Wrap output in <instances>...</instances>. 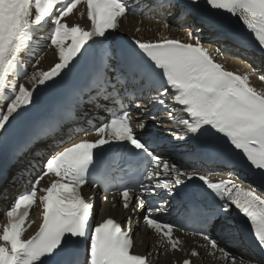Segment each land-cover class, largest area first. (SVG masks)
<instances>
[{"label": "snow or ice", "instance_id": "6c2138e0", "mask_svg": "<svg viewBox=\"0 0 264 264\" xmlns=\"http://www.w3.org/2000/svg\"><path fill=\"white\" fill-rule=\"evenodd\" d=\"M81 2L0 0V99L5 100L0 107V147L8 143L17 122L36 107L34 92L12 80L21 67L18 54L27 47L36 26L54 25L50 46L58 50L59 62L46 72L25 73L29 83L44 85L60 77L55 82L59 85L83 66V82L71 106L90 105L110 112L109 105H121L119 112H112L93 129L94 142L80 140L53 151L30 190L6 210L0 264H148L145 256L131 252V217L127 228L111 218L98 224L91 220L94 198L83 196L82 188L106 185L116 178L121 181L117 191L123 207L144 212V223L160 237L161 246L184 251L183 241L173 235L177 226L154 215L169 212V199L184 200V218L193 225V235L202 239L199 246L212 254L219 252L226 264H264V92L251 87L247 75L214 62L202 44L207 35H227L236 18L264 48V0H157L165 15L192 21L181 29L187 32L188 42L167 37L155 42L136 39L132 48L110 44L119 18L128 11L124 0H83L92 30L62 22ZM64 69L68 71L61 76ZM128 97L132 99L125 106ZM145 101L164 109L168 121L161 122L156 114L146 119L155 121V127L170 123L177 129L169 133L171 139L164 141L150 131L134 134L132 108L143 110ZM172 105L179 106L181 118L174 115ZM64 110L55 118L57 123L64 118ZM51 125L47 121L41 128ZM135 127L145 129V120L137 121ZM174 141L194 145L196 154L210 159L214 169L169 162L164 153L178 147ZM94 149L100 151L94 154ZM124 151L138 165V175L129 170L131 165L118 172L110 165L113 155ZM241 164L248 167L246 176L236 171ZM35 166L33 162L31 167ZM216 169L227 178L213 180ZM48 176L53 179L42 186ZM156 198L161 199L154 203ZM37 202L42 224L35 235L22 238L30 226L26 225L29 211ZM235 216L249 225L258 255L238 257L216 237L219 230L221 239L242 243L234 232L223 235ZM199 255L196 250L190 253L191 257ZM183 264L192 261L184 259Z\"/></svg>", "mask_w": 264, "mask_h": 264}, {"label": "bare ground", "instance_id": "6f19581e", "mask_svg": "<svg viewBox=\"0 0 264 264\" xmlns=\"http://www.w3.org/2000/svg\"><path fill=\"white\" fill-rule=\"evenodd\" d=\"M177 17L176 15L167 18L166 21H156V22H147L144 21L142 24H139L138 21L132 16H125L121 21L120 30L126 34L134 36L139 39L144 40H154L157 41L160 38L170 37V36H177L181 38L187 39V35L179 34L176 32L172 27L165 28L164 25L168 22L171 23ZM141 28V30H139ZM59 62L58 58V50L55 49L54 46H50L48 51L34 61L30 74L32 73H40L48 70L54 64ZM225 64L230 68L235 70H239L245 75L249 77V82L252 84L253 87L259 89L260 91L264 92V57H257L256 59H244L240 58L234 63L232 61H225ZM29 74V75H30ZM17 84L23 83L26 88H29L33 83H29L28 80L16 82ZM5 103V100L2 99L0 101V107H2ZM106 209V207H105ZM4 227V218L0 219V233H2Z\"/></svg>", "mask_w": 264, "mask_h": 264}]
</instances>
